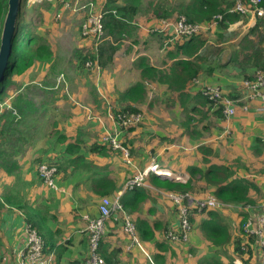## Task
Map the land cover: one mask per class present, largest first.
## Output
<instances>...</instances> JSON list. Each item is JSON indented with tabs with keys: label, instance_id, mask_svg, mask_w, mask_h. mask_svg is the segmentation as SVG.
I'll list each match as a JSON object with an SVG mask.
<instances>
[{
	"label": "crops",
	"instance_id": "obj_1",
	"mask_svg": "<svg viewBox=\"0 0 264 264\" xmlns=\"http://www.w3.org/2000/svg\"><path fill=\"white\" fill-rule=\"evenodd\" d=\"M94 1L99 6L104 5L106 0ZM173 3V0L171 2L169 0L167 4L168 16L170 18L168 16L160 17L154 15L152 7L148 6L150 12L147 14L153 16L148 21L149 24L145 23L142 26L140 22L135 20L132 28L133 36L119 40L121 42L118 43L117 48L114 50L111 61L105 65H96L91 68L94 71V77H96L97 73L99 74V77L94 79V83L90 84L94 88L89 86L88 90H86L83 87L79 91L82 95L85 93L88 101L84 98L82 99V97H77L78 102L73 100L74 104L71 100L68 101L67 99L65 100V102L68 101L66 105L62 99L57 101L60 107L61 105L64 107L61 110L60 119L56 118L52 122V125L56 126L59 130L58 132L66 136L64 142L56 140L57 133L55 130L46 131L43 134H39V136L33 137L34 140L36 139L30 146L33 154L27 152L28 154L26 153L19 158L15 169L6 172L1 168L0 190H7L14 186L17 187L30 211L38 217L37 227L45 234L48 240V246L44 245L43 249V258L47 260L48 264H84L83 261L88 256V243L85 231L86 222L83 219V215L87 214L91 217L97 215L98 203L102 195L117 198L120 206H122V200L129 201L131 203L127 204L129 207L134 206L137 201L136 207H131L129 211L126 207L115 209L105 220L103 239L105 240L106 250L115 252V259L118 260V264H151L149 258L139 248L135 246L127 247L129 238L123 228L125 215L134 220L136 218L145 219L154 230V236L151 239L144 240L145 249L151 256L158 252L156 249L157 240L159 242L162 240V235L159 232L160 228L154 227L153 224L160 222L162 223L161 225H167L169 229H178L179 219L175 204L171 200L170 204L164 203L168 201L162 199L167 195L168 191L153 186L145 178L140 185V193L138 191L134 201H132L128 196L129 194H126L124 183L134 173L135 169H142L152 156L156 157L160 166L169 168L176 173L186 174L188 178L187 167L191 165L200 166L203 162V155L199 146L200 144H205L203 143V138L206 135L193 132L192 127H190V121L184 118L177 120L180 129L176 133H172L165 125L160 124L161 117L152 118V121L144 119L141 124L138 123L136 126H133L134 128L126 130V127L117 125L115 119L109 115L110 112L113 113L114 109H119L127 104L143 110L146 107L151 109L153 103L158 102L157 97L149 99L147 92L141 101H135L129 95L124 94V92L136 81L141 80L139 69L136 66L141 56L147 58L151 65L165 70L172 61L168 56V50L174 45L170 46V40L167 37L172 38V42L183 38L180 36L174 37L172 34L173 22L177 18V15L180 14L174 8ZM246 18L240 19V16H238L237 19L229 22L227 27L239 25L245 27L247 25L248 28L240 34L241 37L244 35L250 36L256 28L261 30L260 25H256V23L254 25L250 24V22L254 23L257 21V18L255 20ZM217 26H219L218 23ZM253 27L254 29L252 30ZM145 32L147 35L139 38V35ZM213 35L215 34L213 33ZM209 36L208 31L203 35L204 39H209ZM215 36L217 38V33ZM105 40L115 44L110 35H106L99 43L102 44ZM141 41H143L142 45ZM205 43L211 42H206L205 40ZM79 44H76V49L82 46L88 48L94 44V41L89 39L86 40V45L81 44V42ZM72 45L74 46V43ZM49 46L54 53L52 60L55 63L59 59L62 61L66 59L67 55L65 56V53L61 51L58 52L54 47L55 44L49 43ZM54 49L57 50L58 54L54 52ZM201 49H203L201 57L191 61L192 65L197 66L199 69L194 80L201 81L202 83L197 81L200 84H218L226 94L229 93L231 96L241 92L240 82L244 76H250L252 75V71L259 69L251 63L248 57L244 58L243 61L246 63L244 69H250L249 73L241 71V67L235 66L234 60L239 57V52L232 51L224 58L223 53H221L222 51L216 52V45H214V48H211V46L204 44L200 48V51ZM213 56H215V60L211 58ZM73 60L77 64L74 52L70 61L73 62ZM155 60L159 61V64H155ZM46 62L49 61L34 64L20 78L27 81L28 78H31L29 75V72H32L31 69ZM50 64L51 61L47 72L45 71L47 66L39 70L41 76L49 74ZM219 64H222L220 69L229 70L232 68L240 71L241 76L237 79L226 78L227 82H224L223 77H226V75H219L223 72L218 71L219 68L216 65ZM111 65L117 67L111 68ZM83 69L87 70L88 68H81L78 71ZM52 73L63 76L61 67H58L56 72ZM34 77L37 76L33 75L32 79ZM142 83L146 90L149 83L155 85L157 92L161 93L165 89L169 93L166 100L180 107L181 112L183 110L184 112L190 110L191 108H187L188 105L200 107L199 109L202 112L205 111L208 118L212 119V125H215L219 129L222 128L223 131L225 130L224 132H227L226 130H229L228 128L231 125H237V132L233 134V140L230 138V143L225 146V150L230 148L231 153L228 157L225 156L224 160L229 161L226 163L232 165L234 178H252L254 186L258 189V193L251 191L253 194V202L251 203H224L221 208L214 209L230 220V241L226 245L214 246L203 235L202 231L196 229L198 224H204L209 218L206 215H202L201 212H193V229H191L187 241L172 242L166 238L168 244H170L169 248H172L175 255L174 262L186 256L187 251L196 250L195 252L201 256L210 255L206 257L212 256L222 264H264V256L261 254L256 242L251 243V249L248 252L245 249L242 252L234 250L233 243V239L239 235L237 228L241 216L246 214L245 216L252 217L254 221L253 216L264 210V161L260 162L256 159L260 158L264 160L262 158L264 156V111L257 112V114L254 111V107L263 102L260 99L251 100L249 108L252 110L253 118H249L246 115L250 113L249 111H242L237 108L234 117L226 124L221 122L222 112H220L221 116L217 115L215 113L216 107L209 106L208 101L198 98V95L201 93L200 85L197 83L192 85V80L191 82H186L184 87L177 88L176 90L168 89L165 85L158 84L156 80H150L149 82L142 81ZM230 83H232V87L229 88ZM91 93L95 96H90ZM88 94L90 99L87 97ZM40 104L39 102L35 106L36 109L40 108ZM199 104L201 106L204 105L203 107L205 108H202ZM186 126L190 128L186 129ZM202 126L200 125L197 131H200ZM108 135L115 136L121 144L127 142L125 146L129 148V162L126 163L118 148L113 147L108 140L104 139V136ZM125 135L129 138V141ZM68 142L78 143L81 147L76 153H71L66 149ZM239 142L245 144L246 148H243L242 144L238 145ZM93 143H105L110 148L105 154L89 151V147ZM209 147L212 149V154H214L213 157L215 158L213 159L210 156V159L208 158L209 163L218 164L217 162L222 158L221 154L224 152V148H215L214 150L213 145ZM172 148H179L177 150L180 152L182 149H188L176 163L167 164L165 162L168 158V152ZM254 153L257 154L254 155ZM76 154H81L88 164L78 161L75 158ZM189 154L191 155V159H187ZM192 156H194L196 163L191 162ZM235 158H237V161L234 160ZM40 161H49L56 164L57 170L54 186H49L39 177L36 166ZM253 170L260 173H251ZM158 178L161 179L160 177ZM103 183L105 185H102ZM202 188L203 191L206 190L205 183ZM194 191L191 194L193 195L192 197H205V195H198L199 190L197 186ZM208 194L210 193L208 192ZM148 201H152V203L147 204ZM162 204L166 205V212L159 210ZM23 217V213L18 209L0 205V264H31L28 260H20L18 257L19 250L24 249L26 244ZM175 245L179 247L177 248ZM168 252L169 249L166 251L164 264H169ZM195 260L198 262V258H195ZM153 263L156 264L154 261Z\"/></svg>",
	"mask_w": 264,
	"mask_h": 264
},
{
	"label": "trees",
	"instance_id": "obj_2",
	"mask_svg": "<svg viewBox=\"0 0 264 264\" xmlns=\"http://www.w3.org/2000/svg\"><path fill=\"white\" fill-rule=\"evenodd\" d=\"M7 1L8 0H0V33L3 19L7 10ZM141 1L142 0L105 1L101 17L103 36L110 35L112 37V41L115 44L105 40L102 44L98 43L95 46L92 44L90 47L86 48V50L76 49L74 51V56L77 61V68H87L85 67V64L89 67L96 65L102 66L111 61L114 50L117 48L118 43L121 42L119 40L125 38L127 39L133 36V23L136 20V14L140 11L139 6ZM56 2L57 4H63L62 0H56ZM234 2L235 0H180L178 1V7L176 11L184 15L185 19L190 22H211L217 14H221V18H216V20L218 21L217 23L220 28L225 29L229 22L234 21L239 16L237 12L229 11ZM22 4L24 8L32 7L29 11V17L25 14L23 8H21ZM53 5L54 4L52 0H42L39 2L20 0V6L18 8L15 22L14 36L12 38L11 53L3 73V78L0 81V105L5 103L6 100L10 98L9 102L6 103V107H0V168H3L6 172H10L15 169L17 167V162L13 158L12 152L6 151V154L3 152L4 144L7 141H12L13 136L18 133V126L23 121L22 117L36 109L33 102L30 99H26L25 92L22 90L24 87L23 85L25 84H22L17 79H20L21 75L25 74L29 68H32L34 64L39 62L51 61L49 71L56 72L57 70L55 62L52 60L54 53L49 46V42L43 36L32 32L31 27V23L35 19L33 13L36 12L39 14L40 9L48 11ZM148 5L149 7H152V13L156 16L166 17L169 15L167 6L160 2L150 0ZM261 5L264 6V0H262ZM256 18V25H260V31H264V16ZM253 29L254 27L252 30ZM180 37L183 38L181 40H175L174 42H172L171 38L167 37L168 40H170V46H174L168 50V56L172 61L169 63V66L166 68V70L151 65L144 56L140 57V60L137 62L136 66L139 69L141 80L136 81L134 84L128 87L124 94L129 95L135 101H141L146 94V89H144L142 81L149 82L150 80H156L158 84L165 85V87L168 89L176 90L177 88L184 87L186 82H191L192 78L197 76L199 71L198 67L192 65V60H188L185 57H194L195 60L200 58V52L202 51V49L200 51V48H202L205 39L199 34ZM217 38L220 40L219 42L225 40V36L222 33H217ZM246 45L250 47L248 43H246ZM220 51L221 48H216V52ZM247 56L254 66L264 70V48H261L255 53L249 54ZM227 95H229V93ZM198 96L199 99L208 101V98L201 93ZM140 110L141 109L138 107L127 104L126 106L119 109H114L113 113L114 115L121 113L127 114L130 112L137 113ZM215 113L221 116L219 107H216ZM203 116H207L205 112ZM134 125L136 126V124ZM134 125L126 126V130L134 128ZM188 128L190 127L186 126V129ZM200 129V131H192L203 135V131H209L210 128L205 124ZM125 137L127 138L126 135ZM56 140L58 142H64V140H66V136L57 131ZM127 140L129 141V138H127ZM76 144L75 142H68L66 149L71 153H76L81 147L78 143ZM123 145L126 147L125 145H127V142H124ZM109 148L110 147H108L105 143H93L90 145L89 151L105 154ZM199 148L203 155L202 161L207 162L208 165L205 168H201L196 165L188 166V178L186 182L182 183L169 178L159 179L157 175L152 172H149L146 175L147 180L153 186L166 191L179 193L187 192L190 194L195 192L194 190L196 183H198L200 180H203L205 183V188H209L207 193L209 192L210 194L214 195L217 200L223 203L245 204L253 202V194L251 191L258 193L257 187L253 184V179L239 177L230 178L229 174L233 171L232 165L230 163L225 162L222 164H211L209 163L208 159V155L211 151L210 147L205 144H200ZM75 158L84 164H88L81 154H76ZM147 164L148 163H146L145 166ZM102 185H105V183ZM140 185L141 184H134L131 188L125 189L126 194H129L128 196L132 201H134L136 193L138 191L140 193ZM22 197L23 196L20 194L18 188L15 186L7 190H0V205L12 207L21 211L24 215V223L34 227L42 238L44 242L43 244L48 246L47 237H45V234H43L37 227L38 217L30 211ZM122 201V206L120 207H126L128 211L131 209V207H136L137 205L136 201L134 206L129 207V205H127L131 204L129 201ZM176 212H178L177 209ZM193 212L205 213L206 216H208V221L204 224H198L196 229L202 231L203 235L209 241H211L214 246H223L230 241V220L225 219L222 213L217 210L215 211L214 209H202L199 211L195 207H190L188 220L191 223V229H193L192 224H194L192 217ZM245 215L246 214L241 216V220H239L238 223L237 232L239 235L233 239L234 250L238 252H242L244 249L246 252H248V250L251 249V243L255 242L256 240L254 236L246 235L242 230L241 223L243 219H245ZM131 220L135 225L138 237L145 246L144 240L151 239L154 236V230L143 218ZM161 224L162 223L160 222L153 224L154 227L157 226L160 228L159 232L160 235H162L161 242L158 240L156 242V249L158 252L153 255V261L156 264H164L163 262L166 260L164 253L168 251L170 245L166 240V232L169 230V228L167 225ZM103 235L101 236L98 243V252L103 257L104 264H118V260L115 259V252H109L106 250ZM242 245H244V249H241ZM204 264L222 263L219 260L212 258V260H206Z\"/></svg>",
	"mask_w": 264,
	"mask_h": 264
},
{
	"label": "rangeland",
	"instance_id": "obj_3",
	"mask_svg": "<svg viewBox=\"0 0 264 264\" xmlns=\"http://www.w3.org/2000/svg\"><path fill=\"white\" fill-rule=\"evenodd\" d=\"M100 1V0H99ZM150 0H142L140 3V11L136 14L135 19L140 22L142 24V26L146 23L149 24L148 21L151 20V18L153 17L152 15H148L147 13H149V5L148 2ZM153 1H157L160 2L164 5L167 6V4L169 3V0H153ZM178 1L180 0H173V4H174V8L177 9L178 7ZM53 2V6L48 10H42L40 9L39 14L34 12L33 15L35 17L34 21H32L31 23V27H32V32L43 36L45 39H47V41H49V43L55 44V48L58 50V52H63L65 53V58L64 61H62L61 59H59V61L57 60V62L55 63L56 68L61 67V69L63 70V76L60 74L58 75L57 73H52L49 72V74L47 73V75H43L41 76L39 70L43 69L45 66H47V68L45 69V71H48V67H49V62L46 63H41L40 66L38 65L37 67L33 68L36 70H32V72H29V75L31 78H28V82L23 80V78L17 79L19 80L24 87L22 88L23 92H25L26 95V99H30L34 106H36L39 102L40 104V108H37L36 110L30 112L29 114H25L22 117V122L19 124L18 126V133H16L13 136V140L10 142H6L4 144V148H3V152L6 154V151L8 152H12L13 153V158L16 160V162H18V159L21 158L22 156H24L27 152L28 153H32V151L30 150V146L31 143L36 141V139L34 140L33 137L34 136H39V134H43L46 131L49 130H55V132L57 133V131H59L56 126L52 125V122L55 121L56 118L60 119V114H61V110L64 107L63 105H61V107L58 104V100H64V104H68V101L71 100L73 103V100L77 101L78 98L77 97H82V99L84 98L86 101V95L85 93L82 95V93H80L79 91L83 89L88 90L87 88L90 86L91 83H94V79H96L97 77H99V74L97 73L96 77H94V71L91 70L92 66H87L85 64V67H87L88 69L85 70H80L78 71L76 68V63L72 61H70V59L73 57V52L76 50L77 47L76 44L80 45L79 43L81 42V44L86 45V40H89V38H83L81 36V31H80V25L81 23L86 19L87 16V7L86 8H80L79 4L75 5L73 4L72 0H62V3L57 4L56 0H52ZM171 2V0H170ZM95 5L97 6L98 3L94 2ZM172 6V5H171ZM21 8H23L25 14L29 17L30 14V9L32 7H23V4L21 5ZM168 18H170V16H168ZM240 19H245L244 17H240ZM251 20H255V17ZM245 21V20H244ZM256 21L254 23L250 22V24H255ZM240 27V28H238ZM247 25L245 27L239 25V26H235V27H227L225 29H221L220 26L214 25L210 28L207 29V31L209 32V39L212 41L211 43H205V40H207V38H205L204 44L211 46V48H214V45H216V48H220L221 47V53H223V57L225 58L230 52H239L238 53V58L236 60H234V65L237 67H241L242 70L241 71H246V73L250 72V69L245 70L244 68L246 67V63L243 61L244 58H247L249 54L255 53L257 50L264 48V31H260L258 28H256L251 34L250 36L248 35H244L243 37H241V33L245 32V30H247ZM145 30V28H144ZM218 30V31H217ZM207 31H202L200 33H198L199 35L203 36L204 34L207 33ZM213 33L216 35V33H222L225 36V40L219 42L220 40H218V38H216L215 35H213ZM231 33V34H229ZM144 35H147V33L145 32L144 34L141 33L139 35V38H143L145 37ZM244 38V39H243ZM91 40V39H90ZM207 42V41H206ZM74 43V46L72 45ZM246 43H248V45H250V47H248L246 45ZM143 44V41H141V45ZM204 48V47H203ZM54 49V52H57V50ZM78 49H82V50H86V46H82ZM203 50V49H202ZM205 51V50H204ZM203 51H201L200 53H202ZM61 58V57H59ZM188 60H193L194 57H185ZM213 60H215V56L211 57ZM211 59V60H212ZM155 64L158 63L159 61L154 62ZM209 64V63H207ZM222 64L216 65L219 70L218 71H223L222 73H220V76H224L226 75V77H223L224 82L226 81V78L229 79H237L239 76H241L240 71L234 70V69H220ZM110 67V65H109ZM117 66L115 65H111V68H115ZM260 69V68H259ZM257 70V69H256ZM255 71H252V75L250 76H244L243 78L246 77H253V75L255 74ZM92 71V72H91ZM110 71V68H109ZM204 72H206L205 70H203ZM91 72V73H89ZM203 72V73H204ZM36 75L37 77H34L32 79V76ZM242 78V79H243ZM15 79V78H14ZM29 80H33V81H29ZM194 78H192V85H194ZM199 81V80H198ZM200 83H202L201 81H199ZM200 87L203 85H207V84H212V83H204V84H200ZM232 83L229 84V88L232 87L231 85ZM90 87H93V85H91ZM221 87V86H220ZM147 96L149 97V99L152 98H158V102L157 103H153V105L151 106L152 108H147L143 110H140L139 112L142 114V119H140V121L138 122L139 124H141L143 122V120L147 119L152 121V118H160V124H163L167 127V129L172 132V133H176L180 127L178 126V119L184 118L190 121V127H192V130H197L199 128V126L206 124L207 126H209L210 131H203V135H206L203 139V143L207 144L208 146L213 145L214 146V150L215 148H224V152L221 154V159L218 160V164H222L225 162H229L227 160H224V157H228L230 155V148L225 150V146L226 144L230 143V138L233 140V134H235L237 131V125H231L230 128H228L229 130H226L227 132H224L219 128H216L215 125H212L211 122L212 119H209L208 116L204 117L203 114L204 112H202L196 105H188L187 108H191L190 110H187L186 112H184V110L181 112V108L178 107L177 105H175L174 103H172L171 101L168 102V100H166L167 96H169V93H167L165 91V89L160 93L159 91L157 92L156 87L154 84L149 83V85H147ZM238 93V91H237ZM204 95V94H202ZM235 95V94H234ZM90 96H95L93 93L90 94ZM89 94L87 95V97L90 99ZM105 96V95H104ZM106 97V96H105ZM68 100L67 102H65V100ZM10 100V98H8L6 100L5 103H2L0 105V107H6V103H8ZM70 101V102H71ZM79 101V100H78ZM77 101V102H78ZM208 103L209 106H214V107H219L220 108V112H221V106L220 104H218L217 102H214L213 100H210L208 98ZM74 104V103H73ZM190 104V103H187ZM200 105V104H199ZM56 106H58L56 108ZM201 106V105H200ZM204 105H202V108ZM193 107V108H192ZM50 109V111H49ZM250 113L246 114L248 115L249 118H253V114H252V110H250V108H248V110ZM56 112V113H54ZM238 112V110H237ZM89 114V113H88ZM257 114V112H256ZM89 116H91L89 114ZM45 120V121H44ZM211 120V121H210ZM44 121V122H42ZM50 125H49V124ZM137 123V124H138ZM151 129V127H149ZM227 128V127H226ZM225 129V128H224ZM201 130V129H200ZM202 140V139H201ZM224 143V144H222ZM242 144L243 148H246L245 144L243 143H238V145ZM179 148H181L179 146ZM179 148H172L169 149L168 152V158L167 161L165 163L170 164V163H176L183 154H185L184 152L188 149H182L181 152L178 151L177 149ZM211 149V148H210ZM127 152H128V156H130V153L128 151L127 148ZM27 153V154H28ZM33 154V153H32ZM257 153H254V155H256ZM210 156H214V154H212V149L210 151L209 154V159ZM192 163H196V160L194 158V156H192ZM154 158L156 161V157L152 156L151 159ZM256 158V157H254ZM262 158H264V156H262ZM124 159V158H123ZM150 159V160H151ZM187 159H191V155L189 154L187 156ZM213 159H215L213 157ZM258 159L260 162H263L264 160L260 159V158H256ZM149 160V161H150ZM234 160L237 161V158H235ZM127 163V162H126ZM235 164V163H233ZM258 164V163H256ZM255 164V165H256ZM208 163L207 162H202V164L199 166L201 168H205L207 167ZM139 170V169H137ZM135 169L134 173L137 171ZM132 173V174H134ZM251 173H260L257 172L256 170L251 171ZM2 174V169L0 168V176ZM131 174V175H132ZM130 175V176H131ZM129 176V177H130ZM125 184V183H124ZM198 184V185H197ZM197 189H199V196L200 195H206L208 194L207 191L209 190V188H207L205 191H203V186H204V181L200 180L198 183H196ZM164 201H168V202H164V203H168L170 204V198L166 195L165 197L162 198ZM152 203V201H148L147 204ZM160 211H167L166 205L162 204L161 207H159ZM202 215H206L205 213H202ZM225 217V216H224ZM225 219L228 220V218L225 217ZM165 220V219H164ZM25 229V226H24ZM170 240V239H167ZM172 242H180L178 240H170ZM172 244V243H171ZM175 247H179L178 245H175ZM169 252L168 254V259H169V264H204V262L206 260H211V257H206V256H210L207 255L206 256H201L199 253L195 252L196 250H190L187 251V257L184 256L182 257V259H179L177 262H174V254L172 251V248H168ZM209 250V249H208ZM155 254V253H154ZM165 258H166V253H164ZM150 256V262L151 264H154L152 259H153V255H149ZM195 258H198V262L195 260Z\"/></svg>",
	"mask_w": 264,
	"mask_h": 264
},
{
	"label": "built area",
	"instance_id": "obj_4",
	"mask_svg": "<svg viewBox=\"0 0 264 264\" xmlns=\"http://www.w3.org/2000/svg\"><path fill=\"white\" fill-rule=\"evenodd\" d=\"M42 1V0H30ZM73 4H79L80 8L87 7L86 19L80 25L81 36L89 38L94 41V45L98 44L105 38L103 36V29L101 17L104 5H95L94 0H72ZM262 0H235L233 6L229 11H235L240 17L249 18L264 16V6L261 5ZM216 18H221V14H217L211 22H190L187 21L184 15L179 14L173 22V36H189L198 34L202 31H207L208 28L217 24ZM246 18V19H247ZM112 38V37H111ZM172 39V38H171ZM207 42H212L210 39ZM195 79L193 82L197 83ZM241 92L234 96L227 95L218 84H207L200 87V92L210 100L217 102L221 106L222 123H229L234 117L236 109L242 111L248 110L251 100H261L263 103L254 107L255 112L264 111V70L257 69L253 77H246L241 79ZM110 117L114 118L117 125L126 127L128 125L137 124L142 119L140 112L121 113L116 114L110 112ZM110 144L118 148L126 162H129L127 148L115 136H104ZM37 173L40 178L49 186L55 185V174L57 166L54 162L40 161L36 166ZM152 172L160 178H169L178 182H186L187 175L173 172L169 168L162 167L158 162L152 158L148 164L137 170L126 180L124 187L131 188L134 184H142L146 175ZM230 178H234V174H229ZM167 196L175 204L178 210L179 226L177 230L169 229L166 232V238L170 240H178L185 242L189 238L191 231V223L188 220L189 207L193 206L199 211L202 209H217L221 208L224 203L217 200L214 195L207 194L205 197H192L190 193H179L168 191ZM120 208V203L117 198H110L107 195H102L98 203L97 215L91 217L87 214L83 215L86 222L85 231L87 233L88 256L84 264H104L103 257L98 252V243L104 233L105 220L111 212ZM254 217L246 216L242 222V230L246 235H252L256 238L255 242L259 246L261 254L264 256V210L257 213ZM26 244L24 249L19 250L18 257L20 260H28L31 264H48L47 260L43 258L44 242L36 229L29 224H25ZM124 230L128 234L129 242L127 247L135 246L139 248L149 259L150 256L145 249L144 244L138 237L136 228L128 215L124 216ZM244 249V245L241 246Z\"/></svg>",
	"mask_w": 264,
	"mask_h": 264
},
{
	"label": "water",
	"instance_id": "obj_5",
	"mask_svg": "<svg viewBox=\"0 0 264 264\" xmlns=\"http://www.w3.org/2000/svg\"><path fill=\"white\" fill-rule=\"evenodd\" d=\"M7 2V10L3 19L0 33V81L3 78V73L11 53L15 22L18 8L20 6V0H8Z\"/></svg>",
	"mask_w": 264,
	"mask_h": 264
}]
</instances>
